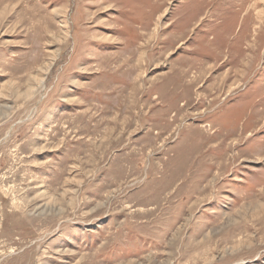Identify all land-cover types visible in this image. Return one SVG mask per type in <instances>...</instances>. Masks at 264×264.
Returning a JSON list of instances; mask_svg holds the SVG:
<instances>
[{
  "label": "rangeland",
  "instance_id": "rangeland-1",
  "mask_svg": "<svg viewBox=\"0 0 264 264\" xmlns=\"http://www.w3.org/2000/svg\"><path fill=\"white\" fill-rule=\"evenodd\" d=\"M0 264H264V0H0Z\"/></svg>",
  "mask_w": 264,
  "mask_h": 264
},
{
  "label": "bare ground",
  "instance_id": "bare-ground-1",
  "mask_svg": "<svg viewBox=\"0 0 264 264\" xmlns=\"http://www.w3.org/2000/svg\"><path fill=\"white\" fill-rule=\"evenodd\" d=\"M242 76V75H241ZM222 92V91H221ZM231 92V91H230ZM161 136V135H160ZM220 137V136H219ZM156 138V137H155ZM226 167V166H225Z\"/></svg>",
  "mask_w": 264,
  "mask_h": 264
}]
</instances>
